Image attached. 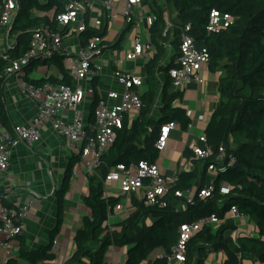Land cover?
<instances>
[{"label": "trees", "instance_id": "1", "mask_svg": "<svg viewBox=\"0 0 264 264\" xmlns=\"http://www.w3.org/2000/svg\"><path fill=\"white\" fill-rule=\"evenodd\" d=\"M167 10L174 12L171 27L164 20V8L155 0H147L156 20L148 28L149 42L154 49L152 56L144 62V78L147 89L140 94L143 107L140 113L125 121L116 129L115 139L100 156V162L92 173H87L88 192L83 204L88 214L82 217V224L76 229L73 240L75 249L62 264H105L110 246L125 250L123 264H166V256L177 243L180 224L195 222L200 218L215 215L217 225L207 224L196 231L186 242L185 260L181 264H205L210 253H222L219 264H264V0H163ZM63 9L61 0H18L14 22L9 37L14 43L7 46V56L0 55V123L4 130H11L12 124L4 97V83L8 74L4 70L10 60L22 57L29 48L32 31L42 24L52 25L50 14ZM212 9L227 12L231 20L218 32H208L206 26ZM33 10H35L33 12ZM189 26L188 29H185ZM183 30L190 34L198 48L209 53L208 67L221 71L219 79L220 100L207 121L204 136L206 141L199 145L211 147L213 154L206 158H193V167L177 176L173 185L159 197L158 202L146 204L143 198L132 194V209L113 228L104 224L107 212L120 200L118 196H104L103 179L108 170L118 163L147 161L158 158L154 142L161 125L177 123L186 129L190 116L179 104L182 91L168 90L170 79L168 69L173 66L179 51ZM106 28H104V32ZM96 31L87 28L80 34L81 43ZM166 44L171 46V56L165 65L161 60L167 53ZM63 54L57 53L51 59L41 62L53 66L55 75L32 78L30 72L38 60L31 59L23 66V81L34 85L71 84V78L63 64ZM156 72L165 75L156 117L151 116L156 98ZM97 77L91 81L94 94L91 98L88 123L94 121V108L98 100ZM223 146L225 162L233 157L229 166H218L213 177L214 189L207 197L198 196L211 176L207 173L218 148ZM184 159L193 157V149L183 150ZM80 161V155L72 156L67 164L64 179L56 190L58 203L57 222L50 231L49 242L39 247H26L22 235L18 236L17 254L7 259L6 264H38L53 260V239L58 234L63 212V194L69 188L73 166ZM225 163V164H226ZM229 185V193L221 194V184ZM189 190L192 198L175 196V191ZM2 204L11 206L3 201ZM183 204V207H182ZM235 205L252 232H237V221L225 217L229 208ZM149 218L150 221L146 222ZM1 223V222H0ZM156 250L163 253L153 258Z\"/></svg>", "mask_w": 264, "mask_h": 264}, {"label": "built area", "instance_id": "2", "mask_svg": "<svg viewBox=\"0 0 264 264\" xmlns=\"http://www.w3.org/2000/svg\"><path fill=\"white\" fill-rule=\"evenodd\" d=\"M63 9L50 14L52 25L42 24L32 31L31 40L27 52L20 58L10 60L4 70L5 75L19 74L23 66L31 59L49 60L54 54H63L65 70L70 75L71 84L34 85L22 82V91L32 100L36 113L32 121L27 124L14 123L11 130L0 132V179H8V166L10 156L20 142L33 143L40 138V125L47 124L51 129L68 139L72 146L76 142L82 144L76 153L80 155V162L86 173H92L100 162V156L112 144L115 139L116 129H120L125 121L135 118L143 107L140 98V87L143 85V76L133 68H115L112 76L122 88L109 89L106 92H97L98 100L94 108V121L89 124L84 116L82 106L86 98L92 97L94 87L91 81L99 75L102 68L101 56L107 48L106 34L108 24L121 16L124 27H133L136 32L133 47L125 50L123 58L131 63H137L138 58L145 52L151 51L149 42L142 43L140 32L143 23L149 26L156 20V14L147 12V0H61ZM161 3L162 0H155ZM18 8V0H0V25L9 35L10 23ZM231 20L227 12L212 9L209 13V21L206 26L208 32H218L228 26ZM167 25L169 22L166 20ZM87 28H92L96 34L92 35L85 43H81L80 34ZM104 28L106 31L104 32ZM186 26L185 29H188ZM10 38V37H9ZM12 43L14 42V37ZM8 41L0 46V55L7 56L6 49L10 45ZM209 53L205 48H198L193 37L183 30L179 51L176 54L167 74L171 84L176 88H182L189 82L198 85L204 83L201 75L202 69L208 65ZM90 108V105H89ZM176 126L175 122H168L160 126L154 147L159 154L167 147L169 132ZM205 136L201 135L198 142H205ZM194 158H206L213 154L211 147H202L199 144L191 146ZM233 157L225 162L224 148L220 146L210 163L207 173L211 176L204 188L200 189L198 196L207 197L214 189L213 177L218 166L231 165ZM226 163V164H225ZM191 161L181 164L171 175H165L160 171L156 162L147 161L118 163L105 174L103 183L116 184L114 189H107L105 194L123 197L113 208L107 212L104 224L108 225L111 218L118 215L124 218L132 205L130 197L135 194L141 196L146 204L158 202L162 196L177 180V176L184 170L192 167ZM75 173V172H74ZM229 185L223 183L219 187L221 194L229 193ZM175 196L192 198V193L175 191ZM140 198V197H139ZM183 207V205H182ZM27 205L7 206L0 203V251L3 255L2 264H6L9 257L18 251V236L22 233V218L26 215ZM225 217L238 221H246V217L240 213L235 205L226 212ZM220 220L215 215L200 218L195 222L180 224L177 243L166 256V264H181L185 260L186 242L190 237L207 224L217 225ZM109 226V225H108ZM238 230L241 228H239ZM57 246L53 240L52 250ZM120 249L119 247H115ZM160 257V256H156ZM107 264H114L113 259Z\"/></svg>", "mask_w": 264, "mask_h": 264}, {"label": "crops", "instance_id": "3", "mask_svg": "<svg viewBox=\"0 0 264 264\" xmlns=\"http://www.w3.org/2000/svg\"><path fill=\"white\" fill-rule=\"evenodd\" d=\"M160 5H162V3H160ZM148 7L150 12L151 8L150 6ZM147 10L148 8L146 12H144V15H147ZM34 11L35 10H33V12ZM117 16V18L107 25V48L104 50H107V54L104 56L103 52L101 56L102 68L97 76V92H106L109 89L119 91L122 86L112 76L113 70L117 67L122 69L131 67L135 71L141 66V63L144 64L154 52L151 46V51L145 52L142 57L138 58L136 64L126 61L123 58V53L125 50H129L133 47V40L136 37V32L133 27H124L121 16ZM169 16L168 10H165L164 20L165 23L166 20L169 22V25L166 23L165 30L170 28L172 24ZM141 30L144 31L145 34L143 43L149 42L147 25L143 23ZM142 31L139 35L140 39H142ZM6 32L5 28L0 25V46L5 44L6 41L12 44L13 39L11 38L13 37L9 38ZM166 48L167 53L161 60L163 65L170 59L172 52L169 44H166ZM41 62L43 61L38 60V62H36L38 65H36V63L34 64L29 76L39 79L51 74H56V70L53 66L48 67L47 65H43V63L41 64ZM23 72L24 70L19 74H9L4 83V97L12 125L14 123H30L36 113L34 103L21 88V83L25 82L22 77ZM138 74H141L143 77L145 76L144 70L140 71ZM201 75L205 81L200 85L196 82H189L182 88H176L171 84V81L169 83V91L174 88L182 91V98L180 101H177L176 104L186 109L191 120L184 130L176 123V126L169 132L167 147L162 153L159 154L158 152V158L155 162L158 164L160 171L165 175H171L186 161L190 160L191 164H193L194 157L184 159L182 156L183 150L186 147L191 148L192 145L199 144L198 138L204 135L207 121L219 103V79L221 71H211L207 65L202 69ZM155 76L157 84L156 98L150 113V115L154 117L158 114V108L160 106L159 99L165 81V75L163 73L156 72ZM146 89L147 86L144 82L139 89L140 94ZM91 98L92 97L88 96L82 106L87 121L89 118ZM39 129L41 135L36 142H20L17 145L10 156L7 170L8 179H0V203L5 201L15 207L27 205L26 215L22 218L23 228L21 235L25 240L26 247L29 249L39 247L49 242L50 231L55 227L58 215L56 190L61 186L70 158L82 147L80 142H76L74 146H72L68 139L55 133L47 124L40 125ZM2 130H4V126L0 123V132ZM115 187V183L107 185V189L109 190ZM107 189L104 186V196H108V194H105ZM87 192V173L84 171L79 161L72 168V173L69 178V188L63 194L62 221L59 232L53 239L57 242V246L53 249L55 258L53 260L42 261L38 264H62L72 255L75 249L73 240L74 233L76 229L81 226L82 217L89 212L82 201ZM139 197L141 198V196ZM120 200H123V197H120ZM119 220L120 217L118 215L113 216L108 222L109 227H111V224L113 225L119 222ZM149 221L150 219L147 218L146 222ZM237 224L239 228L240 226L241 228L238 230L237 226L236 231L233 232L234 235L237 234V232H252V226L245 222V220L238 221ZM113 228H117V226L113 225ZM114 247L116 246L109 247L105 257V264L111 259L115 261L117 257L120 258V253L125 257L124 249L120 248L119 251L121 252L116 254ZM111 250L114 252V255L109 258L107 255ZM162 253L161 250H156L153 254V258L161 256ZM16 254L15 252L14 255ZM222 258V253H210L207 256L205 264H219ZM2 262L3 255L0 251V264H2Z\"/></svg>", "mask_w": 264, "mask_h": 264}, {"label": "rangeland", "instance_id": "4", "mask_svg": "<svg viewBox=\"0 0 264 264\" xmlns=\"http://www.w3.org/2000/svg\"><path fill=\"white\" fill-rule=\"evenodd\" d=\"M162 5H163V8H164V10H167V5H166V2L165 1H163L162 0ZM147 12H149V7H148V10H147ZM170 16V19L173 21L174 20V12L172 11V10H170V14H169ZM129 31H130V29H129ZM128 31V32H129ZM144 37H145V34H144V31H142V39H141V42L143 43V39H144ZM106 54H107V50L106 51H104V56H106ZM36 65H38L37 63H36ZM144 70V66H143V63H141V66L140 67H138L135 71H136V73H139L140 71H143ZM114 249H115V251H116V254H118V253H120L121 251H119L118 250V248H115L114 247ZM119 251V252H118ZM112 255H114V252L111 250V251H109L108 252V255H107V257H112ZM119 256V255H118ZM123 261H124V256H123V254L122 253H120V258H116L115 259V261H114V264H123Z\"/></svg>", "mask_w": 264, "mask_h": 264}, {"label": "water", "instance_id": "5", "mask_svg": "<svg viewBox=\"0 0 264 264\" xmlns=\"http://www.w3.org/2000/svg\"><path fill=\"white\" fill-rule=\"evenodd\" d=\"M14 18H15V14H14V16H13L12 20H11V23H10V28H11V26H12L13 22H14Z\"/></svg>", "mask_w": 264, "mask_h": 264}]
</instances>
